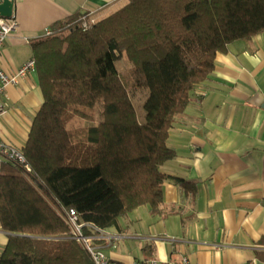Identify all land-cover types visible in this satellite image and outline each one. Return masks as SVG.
<instances>
[{
    "label": "trees",
    "instance_id": "16d2710c",
    "mask_svg": "<svg viewBox=\"0 0 264 264\" xmlns=\"http://www.w3.org/2000/svg\"><path fill=\"white\" fill-rule=\"evenodd\" d=\"M85 16L31 42L44 103L24 148L32 174L11 163L0 173L9 235L0 264H94L70 238L71 209L105 231L143 206L164 217L162 167L175 158L167 141L176 118L219 53L264 34V0H128L87 31ZM137 89L148 92L143 116Z\"/></svg>",
    "mask_w": 264,
    "mask_h": 264
},
{
    "label": "crops",
    "instance_id": "0c3cea01",
    "mask_svg": "<svg viewBox=\"0 0 264 264\" xmlns=\"http://www.w3.org/2000/svg\"><path fill=\"white\" fill-rule=\"evenodd\" d=\"M128 0H15L19 29L0 52V65L15 73L33 58L31 42L71 15L102 20ZM0 143L24 149L44 97L38 72L7 88ZM175 158L162 167L164 217L143 206L123 218L122 264L157 259L181 264H264V34L219 53L209 78L193 92L167 141ZM178 181L195 183L185 187ZM0 226V251L8 243ZM120 242V241H119Z\"/></svg>",
    "mask_w": 264,
    "mask_h": 264
},
{
    "label": "built area",
    "instance_id": "2783aa9c",
    "mask_svg": "<svg viewBox=\"0 0 264 264\" xmlns=\"http://www.w3.org/2000/svg\"><path fill=\"white\" fill-rule=\"evenodd\" d=\"M94 24V20L85 16L82 20V28L84 31L90 29ZM19 29V22L13 16L12 18L0 17V52L5 43L11 38L13 33ZM52 30H45L44 36H51ZM42 36V37H44ZM37 70V63L34 58L26 62L15 73H6L0 65V118L5 113V108L2 104V97L10 86L17 85L21 80L27 79L29 74ZM11 163L14 166L20 167L26 175L32 174V168L28 163L24 149H18L13 146H8L0 143V173L3 165ZM67 222L70 226V238L77 241L91 256L94 264H122L114 262L107 255L103 243H109L111 247L117 249L118 243L123 239L122 234L112 235L109 232L96 228L92 225L85 224L81 221L78 213L71 209L67 213ZM88 228V229H87ZM90 230V233H87ZM143 264H165L157 259H151ZM167 264H176L173 262ZM181 264H189L187 258H183Z\"/></svg>",
    "mask_w": 264,
    "mask_h": 264
},
{
    "label": "rangeland",
    "instance_id": "374dc122",
    "mask_svg": "<svg viewBox=\"0 0 264 264\" xmlns=\"http://www.w3.org/2000/svg\"><path fill=\"white\" fill-rule=\"evenodd\" d=\"M99 21L94 20V24H96ZM117 68H118L119 72L124 73L130 68V64L128 63L127 60L124 59L123 61H121L117 64ZM147 95H148L147 91L140 90V89H137L131 93V98H132V100L136 106V110L138 111V114H140L142 116L144 115V108L143 107H144V101H145ZM100 110H101L100 107L96 110V113H97V119L96 120L97 121L100 120V116H99ZM83 125H85L84 121H81L79 119L73 120V126L74 127H80ZM118 226L120 227V229L123 233V226L126 227L125 220H123V218H121L118 221ZM118 247H119V250L117 252L123 255V250H125V248L123 247V240H121L118 243ZM0 253H1V251H0Z\"/></svg>",
    "mask_w": 264,
    "mask_h": 264
},
{
    "label": "water",
    "instance_id": "95a60500",
    "mask_svg": "<svg viewBox=\"0 0 264 264\" xmlns=\"http://www.w3.org/2000/svg\"><path fill=\"white\" fill-rule=\"evenodd\" d=\"M15 0H0V17L12 18L14 16Z\"/></svg>",
    "mask_w": 264,
    "mask_h": 264
}]
</instances>
